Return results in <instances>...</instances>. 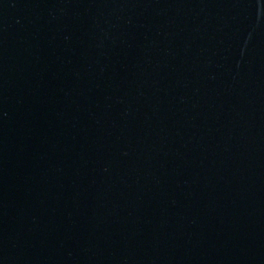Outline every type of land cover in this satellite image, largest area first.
Listing matches in <instances>:
<instances>
[{
    "label": "water",
    "instance_id": "obj_1",
    "mask_svg": "<svg viewBox=\"0 0 264 264\" xmlns=\"http://www.w3.org/2000/svg\"><path fill=\"white\" fill-rule=\"evenodd\" d=\"M0 264H264V0H0Z\"/></svg>",
    "mask_w": 264,
    "mask_h": 264
}]
</instances>
